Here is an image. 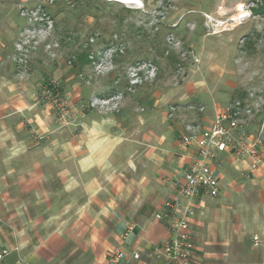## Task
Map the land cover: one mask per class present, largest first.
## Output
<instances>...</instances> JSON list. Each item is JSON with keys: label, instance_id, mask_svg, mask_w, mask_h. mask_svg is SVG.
Instances as JSON below:
<instances>
[{"label": "crops", "instance_id": "obj_1", "mask_svg": "<svg viewBox=\"0 0 264 264\" xmlns=\"http://www.w3.org/2000/svg\"><path fill=\"white\" fill-rule=\"evenodd\" d=\"M27 1L0 0V252H9L1 264H112L114 250L125 255L117 264H173L152 251L173 236V210L164 204L196 152L180 136L186 125L207 128L227 103L244 98L239 67L231 56L205 64L203 80L173 102L137 95L109 114H82L75 105L74 126H58L37 98L39 61L17 77L14 44L26 27L18 6ZM213 168L218 196L180 202L179 212L191 211L187 264H264V247L251 245L264 227V159L252 175L227 153Z\"/></svg>", "mask_w": 264, "mask_h": 264}, {"label": "rangeland", "instance_id": "obj_2", "mask_svg": "<svg viewBox=\"0 0 264 264\" xmlns=\"http://www.w3.org/2000/svg\"><path fill=\"white\" fill-rule=\"evenodd\" d=\"M128 1L135 3L29 0L18 6L20 16L37 17L30 15L35 31L26 72L17 77L27 78L39 61L44 76L37 98L56 125L72 128L75 105L82 114L98 111L90 106L97 99L109 100L101 114L118 112L137 95L156 93L173 102L187 85L203 80L205 64L230 56L246 90H264V0ZM238 6L244 17L234 23ZM263 117L264 108L253 123Z\"/></svg>", "mask_w": 264, "mask_h": 264}, {"label": "built area", "instance_id": "obj_3", "mask_svg": "<svg viewBox=\"0 0 264 264\" xmlns=\"http://www.w3.org/2000/svg\"><path fill=\"white\" fill-rule=\"evenodd\" d=\"M28 13V12H27ZM21 13L30 24L26 26L18 35L14 44V62L17 65L19 74H25L27 68L28 48L32 32L35 31L31 24L30 15L37 17V14L30 12L28 15ZM45 17L39 18L41 27L47 28ZM49 25V23H48ZM190 58L193 63H199L196 55L191 53ZM91 108L106 112L110 107L109 100H93L90 102ZM191 110L203 111V107L190 106ZM264 108V90H246L244 98L235 99L227 103L219 110L207 128L200 126L186 125L184 132L180 136V144L183 146L194 145L196 152L188 163L184 175L183 183L177 189L175 197L165 202L164 206L172 209L169 216V230L172 238L165 242L159 249L152 251L155 256H162L169 263L187 264L194 252V243L189 232L191 211L189 206H185L183 212H179L180 202H189L200 195H207L215 198L220 191L219 180L215 174L213 164L218 154L227 153L237 163L246 165L245 174L252 175L260 167L264 159V118L256 125L253 131L249 128L252 122L259 117ZM175 108L171 107L167 118L174 117ZM160 219V215L155 216ZM251 245L254 249L264 247V227L261 234L251 236ZM9 254L7 250L0 252V264ZM138 259V254L131 256ZM125 255L120 250H114L110 257V263L117 264L124 260ZM15 264H26L19 259Z\"/></svg>", "mask_w": 264, "mask_h": 264}, {"label": "bare ground", "instance_id": "obj_4", "mask_svg": "<svg viewBox=\"0 0 264 264\" xmlns=\"http://www.w3.org/2000/svg\"><path fill=\"white\" fill-rule=\"evenodd\" d=\"M107 1H116L120 3H129V4H134V1H128V0H107ZM238 11L239 13L231 19L234 23H237L239 20H241L244 17V12L242 11L241 6H238Z\"/></svg>", "mask_w": 264, "mask_h": 264}]
</instances>
